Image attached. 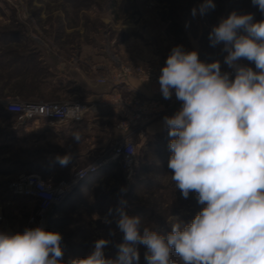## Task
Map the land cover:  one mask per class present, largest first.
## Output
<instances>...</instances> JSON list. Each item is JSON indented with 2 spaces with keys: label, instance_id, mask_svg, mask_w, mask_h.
I'll return each mask as SVG.
<instances>
[{
  "label": "rangeland",
  "instance_id": "rangeland-1",
  "mask_svg": "<svg viewBox=\"0 0 264 264\" xmlns=\"http://www.w3.org/2000/svg\"><path fill=\"white\" fill-rule=\"evenodd\" d=\"M201 3L203 0H0V110L5 108L3 102L13 100L89 104L84 90L89 85L110 87L97 80L109 78L119 65L161 70L176 46L196 50L205 62L219 59L225 69L223 46H210L213 26L233 11L253 14L254 22L264 19V13L251 0H214V10L194 16L192 10ZM241 63L255 70L254 63ZM33 125L0 120V231L8 228L22 233L34 215V202L8 190L21 174H37L59 192L58 202L48 213L46 230L62 235V259L69 264L87 257L101 238L110 241L105 257L117 259V245L124 241L114 210L121 199L127 201L128 215L140 217L141 234L145 227L167 234L173 222H190L202 208L195 193L183 198L171 180V138L166 132L149 137L146 125L140 134L132 135L136 159L128 174L109 160L118 132L95 138L89 135V139L82 136L77 141L82 143L73 145L66 138L47 135L52 127L41 122ZM83 143L91 150L88 156L78 157L85 150ZM69 154L71 162L61 166L56 157ZM137 248L139 264H147L146 247ZM172 259L180 264L175 253Z\"/></svg>",
  "mask_w": 264,
  "mask_h": 264
},
{
  "label": "clouds",
  "instance_id": "clouds-1",
  "mask_svg": "<svg viewBox=\"0 0 264 264\" xmlns=\"http://www.w3.org/2000/svg\"><path fill=\"white\" fill-rule=\"evenodd\" d=\"M251 3L264 13V0ZM215 6L203 0L192 13L205 15ZM208 38L211 47L223 46L230 71H222L219 59L205 62L196 50L176 46L158 78L163 98L174 92L181 102L163 118L171 180L183 198L195 193L202 208L190 222H173L167 234L147 227L141 234L140 217L128 215L121 199L114 210L124 241L117 259L105 257L110 241L101 238L87 257L70 264H139L137 245L146 247L147 264H175L173 253L180 264H264V19L233 11ZM79 109L68 107L66 114L80 119ZM73 136L82 139L80 132ZM56 159L67 166L72 157ZM61 241L59 232L40 226L0 231V264H69Z\"/></svg>",
  "mask_w": 264,
  "mask_h": 264
},
{
  "label": "built area",
  "instance_id": "built-area-1",
  "mask_svg": "<svg viewBox=\"0 0 264 264\" xmlns=\"http://www.w3.org/2000/svg\"><path fill=\"white\" fill-rule=\"evenodd\" d=\"M222 71L230 70L226 66ZM160 74L161 70L155 67L119 65L109 78L97 80L99 84L109 85L112 92L100 95L96 101L89 104L75 101L35 104L13 100L3 102V105L7 112L15 116L18 124L43 122L48 126L78 124L88 113H96L102 108L112 109L119 117L115 125L119 137L109 160L118 162L122 169L130 174L136 159V145L132 135L140 134L144 126L161 120L165 115L172 111L176 112L181 107V102L176 99L174 92L171 99L163 98L158 82ZM132 83L144 86L146 92L138 93ZM75 106L80 108L78 110L80 119H70L66 114L68 107ZM8 190L15 197L36 202L34 215L29 218L24 229L40 226L46 230L48 213L58 202L59 192L46 185L37 174L17 176L8 185ZM3 232L12 233L8 228Z\"/></svg>",
  "mask_w": 264,
  "mask_h": 264
},
{
  "label": "crops",
  "instance_id": "crops-1",
  "mask_svg": "<svg viewBox=\"0 0 264 264\" xmlns=\"http://www.w3.org/2000/svg\"><path fill=\"white\" fill-rule=\"evenodd\" d=\"M132 84L134 86V89L137 90L138 93L146 92L144 86L136 83H132ZM84 90H85V95H87L89 99V102L96 101L100 95L109 94L112 92L110 87L101 86L94 83L92 85H89V87ZM125 94L127 93L125 92ZM117 118H119L118 115L112 109L102 108V109H98L96 113H88L85 119L81 123L78 124L68 123V124L49 126L52 128H50L46 133L47 135L56 136L57 139L66 138L70 141V143L74 145L77 143H82V142H77V140L74 138L73 133L75 132L82 133V136H85V138L88 137V139L90 138L89 135H92L95 138L96 135H103L105 134V132H107L108 134H112L113 132H116L115 125L118 122ZM33 126H37V124ZM91 131H94V133H92ZM147 131L149 133V137L152 136L161 137L164 136L165 134L166 135L168 134V130L167 128H165L163 120H159L150 124L147 128ZM164 132L166 133L164 134ZM85 141L87 140L85 139ZM87 143H83L82 147L85 148L84 146H86ZM90 150L89 148L87 149L85 148L84 151L78 152L77 155L78 157L88 156L89 154L87 151Z\"/></svg>",
  "mask_w": 264,
  "mask_h": 264
},
{
  "label": "trees",
  "instance_id": "trees-1",
  "mask_svg": "<svg viewBox=\"0 0 264 264\" xmlns=\"http://www.w3.org/2000/svg\"><path fill=\"white\" fill-rule=\"evenodd\" d=\"M226 68V66H225ZM0 120L2 121H9L12 120V122H16L15 121V116L9 112H7V110L5 108H1L0 110ZM117 121H119V118H117ZM118 163V162H117ZM120 166V165H119ZM121 167V166H120ZM21 198V197H20ZM29 200V199H28ZM31 201V200H30ZM33 202V201H32ZM35 203V208H36V202ZM35 210V209H34Z\"/></svg>",
  "mask_w": 264,
  "mask_h": 264
}]
</instances>
